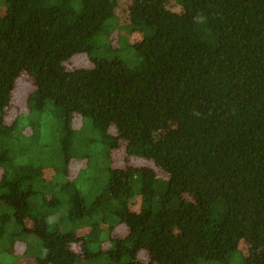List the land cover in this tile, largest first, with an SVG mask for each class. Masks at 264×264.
I'll list each match as a JSON object with an SVG mask.
<instances>
[{"label": "trees", "instance_id": "trees-1", "mask_svg": "<svg viewBox=\"0 0 264 264\" xmlns=\"http://www.w3.org/2000/svg\"><path fill=\"white\" fill-rule=\"evenodd\" d=\"M119 1L0 0V264H264V0Z\"/></svg>", "mask_w": 264, "mask_h": 264}, {"label": "rangeland", "instance_id": "rangeland-1", "mask_svg": "<svg viewBox=\"0 0 264 264\" xmlns=\"http://www.w3.org/2000/svg\"><path fill=\"white\" fill-rule=\"evenodd\" d=\"M129 5L130 2L129 0H120L119 1V5L115 11L117 17L116 20H114L109 27L111 26H119L118 22L120 24H125L128 21L129 18ZM119 15V16H118ZM118 19V20H117ZM120 27V26H119ZM117 30V29H115ZM115 30L113 32H110L109 34H102L100 36L101 40L104 42L105 45H110L112 44L115 48L119 47V45L121 46L123 43H128V44H132L134 41H137L140 39L141 36H139L138 34H133L127 31H118L120 33L115 32ZM124 55L126 56V52H124ZM92 65V62L90 60V57L86 54H77L74 57H72L67 63H65V67L67 69H74L77 67H90ZM32 78L31 76H29L28 74H23L20 77V81L17 84L16 90H15V103L14 105H16V108L20 107L24 109L25 105V101H26V95L28 92H30L33 88L32 86ZM23 102V104L21 103ZM21 108H19L20 110H22ZM26 108V107H25ZM17 112H15L14 114H16ZM13 114V115H14ZM11 115V116H13ZM11 116L8 117L10 120ZM81 125H83V120L81 118L78 117L77 122H76V126L77 128L80 129ZM83 130L82 135L86 136V137H90V131H89V127H84V129H81V131ZM124 145V144H123ZM123 145L120 148V151H118L117 149L115 150L116 152L113 153L112 157L110 158H106V159H101L98 162L95 163L94 158H92L91 160V169H89V174H91V172L93 171L92 168L93 166H96L97 164L102 166V164L104 166H106V164L112 166V167H120V166H127V165H131V166H152L154 167V162L145 158H141V157H131L125 154V150L123 148ZM88 152H92L91 150H88ZM75 160V158L73 159ZM79 167H81V164L79 162H73V165L71 167V171L73 173V177H78V172H79ZM99 175V174H97ZM138 204L136 201L133 202V208H137ZM241 252L238 256H236V258L234 260H232L229 264H244L242 262L243 255H246L248 250H247V244L245 242H241L240 244V251ZM210 264H221V263H217V262H210Z\"/></svg>", "mask_w": 264, "mask_h": 264}]
</instances>
